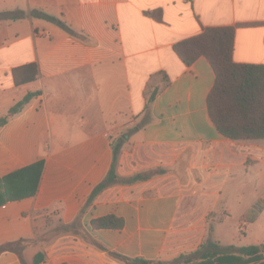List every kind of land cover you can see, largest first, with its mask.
<instances>
[{"label":"crops","instance_id":"0c3cea01","mask_svg":"<svg viewBox=\"0 0 264 264\" xmlns=\"http://www.w3.org/2000/svg\"><path fill=\"white\" fill-rule=\"evenodd\" d=\"M210 26L236 27L235 62L264 64V0H0V119L8 117L0 125V179L44 162L34 195L0 198V245L25 239L28 249L45 253L40 264H128L120 255L175 264L210 235L222 246L248 240L263 247L258 181L250 192L254 201L238 214L230 203L200 208L229 184L224 178L202 192L214 171L234 177L264 164V139L234 141L213 122L208 96L216 73L209 60L201 56L187 65L174 49ZM31 63L38 76L17 84L15 70ZM158 72L170 83L147 105L145 90ZM29 93L36 94L9 117ZM118 142L124 143L120 174L166 171L111 185L88 205ZM232 183L244 182L237 176ZM242 193L233 199L245 200ZM108 214L121 217L123 227L93 228V219ZM226 216L238 230L231 238L221 227ZM72 224L75 229L48 238ZM0 264L23 262L4 251Z\"/></svg>","mask_w":264,"mask_h":264},{"label":"trees","instance_id":"16d2710c","mask_svg":"<svg viewBox=\"0 0 264 264\" xmlns=\"http://www.w3.org/2000/svg\"><path fill=\"white\" fill-rule=\"evenodd\" d=\"M32 14L57 22L73 33L65 22L54 16L38 10L32 11ZM4 16L7 18L17 17L10 12H5ZM78 36L85 37L82 33ZM235 39V26H210L205 28L201 34L179 41L174 45V49L187 65L204 56L213 66L216 80L208 96V106L218 131L224 137L234 141L264 139V64L235 62L233 59ZM14 73L16 83L21 84L27 80L35 79L39 74V67L36 63H31L16 69ZM157 76L161 77L160 85L156 83ZM169 83L170 80L164 72L153 75L145 90L147 105ZM35 94H27L20 102L11 107L9 117L20 112ZM7 120L8 117L0 119V125H3ZM120 148L121 144L118 142L114 147L111 169L104 180L94 188L88 205L100 192L111 185L134 184L166 171L163 168H151L132 175H122L118 172ZM43 167L44 162L40 161L0 179V198L19 200L34 195L38 189ZM75 224L60 226L48 238L53 237L61 230L75 229ZM91 224L93 228L121 229L124 221L115 214H108L93 219ZM76 232L83 234L87 240L102 247L84 230ZM4 251L16 252L23 264H40L45 259V253L41 249L37 247L28 249L25 239L1 244L0 253ZM120 257L128 264H167L161 260L131 259L121 255ZM175 264H264V257L263 250L259 245L222 246L210 235L199 249L188 255H181Z\"/></svg>","mask_w":264,"mask_h":264},{"label":"rangeland","instance_id":"374dc122","mask_svg":"<svg viewBox=\"0 0 264 264\" xmlns=\"http://www.w3.org/2000/svg\"><path fill=\"white\" fill-rule=\"evenodd\" d=\"M120 144L122 143L120 142ZM205 164L206 165L208 164V160L205 162ZM205 168L208 171V169H210V166L207 165ZM261 168H263L264 170V164H262L261 166L257 165L253 168L251 167L250 171L247 174H242L240 170V172H238V175L236 173L234 177L230 175L226 177V175H224V169H219V170L214 171L211 178L208 181H206V184L202 187V190H201L202 192H205L208 194V191H210L211 189H214L216 186L219 185L220 187L221 186L220 184H222V180L224 178L226 179V182H228L229 184L227 185V187H226V184H224L225 188L223 187L221 194L218 192L215 193L216 199L214 198L213 200H209V201H206L204 199L203 201H201L200 208L206 207L207 205L210 204V201H211L212 205L215 206L217 210H221L222 208L226 207L227 204L230 203V204L235 205L233 208V212H235V214L242 212L243 210L248 208L254 201L255 195L252 196L250 192L251 190L254 189L253 187H254L255 182L258 181V191L260 192L264 191V175L263 176L261 175V170H260ZM237 176H239V179L243 181L244 183L241 185L235 186L234 183H232V180L236 179ZM230 184H232V187L230 186ZM240 192L241 193L243 192L245 194L244 196L246 197V199L245 200L233 199L235 194L240 193ZM243 193L241 196H243ZM221 227H224L223 229H225V232H227L226 237H229V238L233 236L234 231H238L235 228L234 221L231 220V217H227V216H226L225 222H223ZM239 233L242 236L247 234V232L244 229H240ZM224 234L225 233H223V235ZM250 242L252 241L243 240L242 244H247V243L250 244ZM261 249L263 250V257H264V244Z\"/></svg>","mask_w":264,"mask_h":264}]
</instances>
